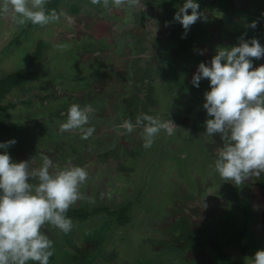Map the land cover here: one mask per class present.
<instances>
[{
  "label": "flooded vegetation",
  "instance_id": "flooded-vegetation-1",
  "mask_svg": "<svg viewBox=\"0 0 264 264\" xmlns=\"http://www.w3.org/2000/svg\"><path fill=\"white\" fill-rule=\"evenodd\" d=\"M183 3L184 0H141L140 6L135 10L129 11L125 7L124 22L130 26L128 32L131 37L125 39L124 43L118 41L113 31L114 36L111 38L98 37L95 34L98 26L103 25L104 21L114 15L115 7L105 8L101 3L99 6L103 14H97L100 12L96 10L95 13L88 12L79 15L78 7L74 6L76 18L73 27L75 32L72 38L67 32L66 38L69 39L67 41H74L73 47L76 41L75 49L78 52H74L73 48L65 52V57L68 59L70 55H81L84 61L81 68L76 67V62L66 63L67 74L77 78V81H70L77 84L75 87H70L63 92L58 85H52L50 97L56 102L53 105L51 117L53 122L57 119L64 122L71 104L76 103L81 106L91 104L95 111L89 126H94L95 132L86 140L81 139L78 130L70 132L75 133L74 136L79 138L72 146V161L59 158L61 156L59 151L57 155L43 151L39 153L47 154L54 159L53 169L73 165L85 167L89 173L87 182L80 188L84 187L81 192L84 199L77 201L67 212L73 221L72 231L64 234L59 231L61 237L58 238L53 235V226L45 225L42 229L52 240L56 239L54 242L57 241L55 245L59 243L60 251L67 253L65 260L69 261L68 264H82V262H89V264H138V262L154 264V260L149 259L147 254L157 258L162 254L161 248L164 245L159 238L150 236L151 234L147 233L145 227H142L145 221H136L141 225L142 230L146 231L144 240H140L143 237L135 233L136 230L131 227L133 222L130 223L135 218L137 206L142 205L145 209L150 206L153 210L152 204L146 206L143 204L144 200L140 199L146 193V187H148V192L151 190L152 193H156L161 189H166L165 182L176 185L180 174L187 175L190 178L188 187L196 188L197 185L204 184V190L201 193H204L203 201L204 199L207 201H205L206 204L202 202L199 206H193L196 213L200 214L201 209L199 208H214L229 215L228 212L232 209L222 210V207H225L229 201L232 203L231 206L235 207L237 201L229 197L234 189L246 186L244 180L239 185L223 186L215 190V185H213L215 181H220L222 184L232 183L222 180L213 168L217 149L222 147L224 142L219 134L208 136L204 133L206 131L205 120L208 118L206 109L203 108L204 93L210 90L209 80L204 78L200 81L199 87H195L192 84V78L199 63H210L218 47L223 46L227 22L232 24L233 28L240 30L237 26L240 25L239 23L232 18L228 19L230 14L239 13L242 17L237 18L242 20L244 25L251 26L256 21L259 26L248 29V32L252 31L256 34L260 31L263 36L264 29L260 27L264 26V21L250 19L253 16L250 12L253 8L252 3L240 8L241 4L237 3V0H198L200 5L198 11L202 13V18L192 24L185 34L183 26L174 20V14ZM261 10L264 11L263 7ZM188 12L190 14L191 9ZM117 29L120 28L117 27ZM62 33L65 34L63 31ZM253 35L250 39L254 38ZM101 38L104 45L97 46ZM256 39L260 38L256 37ZM80 42L82 44H79ZM260 43L263 46V43ZM253 58L251 59L254 68L264 64V60ZM47 94L50 95V93ZM143 113L158 116L161 119H171L177 126L174 134L169 136L161 131L151 148L145 149L142 146V127L138 126L131 133H126L119 127L123 120L130 119L135 122L136 117ZM38 132L43 133L44 130H34L31 134L34 136ZM53 136L45 135L49 139ZM147 151H150L151 156L148 157ZM155 153L156 156H154ZM24 156L25 159L15 153L13 157L11 155V158L15 162L31 161L34 155L28 157L25 154ZM35 156L39 155L36 153ZM169 160H172L171 165L167 164ZM38 167L40 165L37 162L33 160L30 162V168ZM173 169H176L175 173H172ZM189 170L193 171L194 178L191 177ZM37 182L33 180V183ZM158 184L163 186L155 188ZM121 185L127 186L125 188L127 194L131 190L130 185L135 187L137 185V191L129 193L133 194L129 197L124 196L125 201H119L118 195L114 193L110 196L113 201L111 204L109 192L117 191ZM172 188L175 189V187L168 186L167 190ZM215 192L223 195L219 201L211 199ZM208 195L210 197L207 199ZM224 195L228 196L229 200H226ZM101 197L104 199H100ZM188 198L191 196L189 195ZM99 200H108V203L97 205L96 201ZM158 202L155 201L154 204ZM177 202L178 204L180 202L178 198ZM81 207L87 208L88 212L79 211ZM152 210L145 212L142 209L140 215L148 217ZM173 218V220L177 219V215ZM216 220L217 218L212 222ZM220 220L228 222L226 219L221 218ZM225 230L223 229L224 233L227 231ZM213 231V228L207 227L202 234L211 236L206 239L208 247H205L206 253L204 254L191 253L192 249H199V244L203 243V236L198 239L195 236L189 243L180 245L173 243L183 247L186 251L184 255L181 253L178 256L180 261L178 264H212V261L213 264L217 262L221 264L222 259L216 257L214 260L212 253L215 250L213 242L218 241L214 235L221 234H213ZM118 232H120L119 236H117ZM123 233L125 235L121 236ZM182 234L181 230L174 233L179 236ZM66 238L68 241H63ZM62 241L64 244H60ZM136 243L138 246L134 248ZM147 245L150 249L146 248ZM127 249H132L137 253L136 261H129L128 257L129 260H124L128 256L124 252ZM79 253L82 255L81 258L76 259L79 263L74 262L73 257L76 258ZM143 256L147 260H142ZM159 259L162 260V264H167L166 260L161 257ZM52 262L56 264L55 255L52 256Z\"/></svg>",
  "mask_w": 264,
  "mask_h": 264
},
{
  "label": "clouds",
  "instance_id": "clouds-1",
  "mask_svg": "<svg viewBox=\"0 0 264 264\" xmlns=\"http://www.w3.org/2000/svg\"><path fill=\"white\" fill-rule=\"evenodd\" d=\"M103 7L135 10L141 0H91ZM48 0H0V15L11 13L18 24L47 26L60 19L61 13L47 9ZM198 0H184L174 14L185 34L202 18ZM191 9L189 14L188 10ZM256 22L251 24L255 28ZM157 30V29H156ZM264 57V46L256 38L241 40L238 45L218 47L210 63L201 62L193 75L192 84L199 87L207 78L210 90L204 93L208 118L204 132L219 134L223 146L217 149L214 171L224 181L241 184L250 175L264 173V64L253 67L251 58ZM95 109L91 104H71L67 118L59 131L78 130L81 139L94 132L89 126ZM142 127L145 149L151 148L163 131L174 134L177 126L171 119H161L148 113L125 119L119 125L126 133ZM15 138L0 142V264H49L54 255V241L42 230L51 225L63 233L73 229L69 209L84 199L80 188L88 180L85 167L69 165L53 169V160L41 153L42 163L30 168L28 160L12 161L7 149L16 144ZM37 180V183H33ZM252 264H264V249L255 252Z\"/></svg>",
  "mask_w": 264,
  "mask_h": 264
},
{
  "label": "rangeland",
  "instance_id": "rangeland-1",
  "mask_svg": "<svg viewBox=\"0 0 264 264\" xmlns=\"http://www.w3.org/2000/svg\"><path fill=\"white\" fill-rule=\"evenodd\" d=\"M100 4H93L91 0H60L57 10V13H61L60 19L43 27L32 25L31 23L23 25L18 24L11 13L0 15V77H4L13 71H16L17 69L28 67L34 69L36 73L34 79L22 84L19 87H16L5 98L1 100V104L7 106L2 121L10 127V131L5 137V142L13 138H15V140L17 141L16 144L11 145L7 149L10 157L11 155L13 157V154L15 153L19 154L24 159L25 154L28 155V157L34 155L32 157V160L41 165L42 160L39 154L41 151L49 152L50 154L54 155H57V151H59V154H61L59 158L65 161H72V146L76 144V141L79 138L77 139L76 136H74L75 133L70 132H76L77 130L64 133H61L59 131V124L62 122L58 119L57 121L55 120V122H53L51 117V111L54 107L53 105L56 102L54 98H47L48 100L42 103L41 101L36 100V98H32L31 96H34L37 92L43 94L50 93L51 95L53 84L58 85V87L63 89V92L67 89H70V87H75L77 85L75 82H70L71 80L77 81V78L71 77L70 74H67L68 67L66 63L76 62V67L80 66L81 68V65H83L82 62L84 60L83 56L81 55H70L68 59L67 57H65V52L71 51L73 50V48L74 52H78L75 49L77 46L76 41L75 46L73 47L74 41H67L69 39L66 38V33L68 32L69 37L72 38V35L75 32L73 25L76 18V12L74 11V8L76 6L79 9V15L88 12L95 13L96 10L100 12H97V14L101 15L103 14V10L101 9V6H99ZM124 11V8H116L114 15L107 19V21H104L103 25L98 26V30L95 34L98 37L105 36L109 38L115 35L118 41L124 43L125 39L131 37L130 33L128 32L130 26H128L127 22H124ZM237 15H239V13H237ZM253 20H260V18H254ZM256 25V27L259 26L258 23ZM230 26L234 27L232 24H229L227 22L226 28ZM237 26L238 28H240V30H243L240 34L241 36L244 34H248L246 30L253 29V27L244 25L243 23H240V25ZM117 27L120 29H117ZM260 29H264V26L260 27ZM62 31L65 32V34L62 33ZM112 31L114 35L112 34ZM249 34L251 36L254 33L252 31H249ZM254 35V38H261L263 36L260 31ZM40 41L43 42L41 57L31 65V58L36 51L38 43ZM89 43L92 44L91 42ZM79 44L82 43L80 42ZM101 45H104V41L102 38L97 42V46ZM17 99L24 101L30 100L31 104L29 106L23 104H17L14 107L8 106L10 105V103H14V101H16ZM34 130H44V132H38L33 136L31 133ZM46 134L54 136L53 138L49 139L45 137ZM3 151L4 149H0V152ZM36 153L39 155L38 157L35 156ZM147 153H149L148 157L151 156L150 151H147ZM154 156H156V153ZM52 160L54 161V159ZM167 164L171 165L172 160H169ZM166 169H168V167ZM175 172L176 169H173L172 173ZM189 173L191 174V177H193V171L189 170ZM260 178H264V173H262L260 176L255 175L254 177L253 175H250L244 181L246 182L244 184L246 185L244 188H236L233 190V193L231 194L229 199L231 198L234 201L236 200V206L232 207V203L229 201V203H226L225 207H222V210L224 208L232 209L230 212H228L230 215L229 216L228 214L220 211V209L214 208H199V210L201 209L200 214L196 213V211L194 210L195 207L193 206H199L202 204V202L206 204L205 201H207L206 199H204L203 201L204 193H201L204 190V184H202V186L201 184H199L196 188L188 187V181H190V178L187 175L184 176L180 174L176 185L169 184L168 182L164 183V187L166 188L165 190L161 189L156 193H152L151 190L148 192V187L145 188L146 193H144L140 197V199H142V201L144 200L143 204H145L146 206L152 204L153 210L150 206L146 207V209L148 210H146L142 205L137 206L135 209V218L130 222H133L131 224V227H134V229L136 230L135 233L137 232V234L143 237L140 238V240L145 239L144 237H146L145 233L147 231L149 235L151 234L150 236L159 238L162 245H164L163 248H161L162 254L158 255L157 258L152 257L151 254H147L149 259L151 258L154 260V264H162V260H160L159 257H161L163 260H166L167 264H178L180 262L178 260V256L181 253H183V255L186 253L185 249L183 247H179V245L189 243L190 240L188 239L191 237L194 238L195 236H197L196 238H198L203 236V244L205 247H208V245L206 244V239L211 236L210 234L202 235L207 227L213 228V234H221L214 236H216L218 238V241L221 242L220 249L223 252L229 253V257L231 259L239 260L241 258H244L246 264H252L251 259L254 258L255 252L259 249H264V186L261 185L262 187H258L257 181ZM124 180L126 181L128 179ZM215 182H213V185H215V190H219L223 186H233V183H229L228 181V183L225 182V184H222L220 181ZM122 185L117 189V191L109 192V202L111 204L113 203V201L112 199H110L112 198L110 196L114 193L118 195V198L120 199L119 201H125L124 196L129 197L133 195L129 193H132V191L134 190L137 191V185L136 187L130 185L129 187L131 188V190L127 194L125 192V188L127 186ZM183 185H185L186 188ZM162 186V184H158L155 186V188H159ZM168 186L175 187V189L172 188L168 191ZM83 188L80 189V192L83 191ZM91 195L93 196V194ZM189 195L191 196V198H188ZM209 197L210 195H208L206 198L208 199ZM211 197V199H213L214 201H219L220 197H223V195H219L218 192H215ZM177 198L180 201L179 204L177 202ZM225 198L227 200L228 196H226ZM100 199H104V197H101ZM155 201L159 202L157 204H154ZM96 202L97 205H99L100 203L106 204L108 203V200H99ZM142 209H144L145 212L151 210L152 212L148 215V217H145V215H140L142 213L140 212ZM80 210L83 213L88 212L87 208L81 207L79 208V211ZM174 215H177V219L175 220H173ZM216 218L217 220H220L222 218L226 219V221L228 222H231H217V220L212 222V220ZM136 221H145L142 227H145L146 231H143L141 225L137 224ZM223 229L227 230H225L226 233H224ZM179 230L182 231L184 239H182V237L179 235H174V233H178ZM59 231V229L53 227V235L57 236L58 238L61 237V233ZM62 234L64 233L62 232ZM119 235L120 232L117 233V236ZM122 235L124 236L125 233L121 234V236ZM49 238L52 239L51 237ZM63 241L67 242L68 238L64 239ZM63 241L60 242V244H64ZM55 242L54 255L56 258V264H68L69 261L65 260L67 253L62 252V250L60 251L59 243L55 245ZM118 243H120V241ZM173 243L179 245L176 246ZM201 243L199 244V246L201 245ZM137 246L138 243L134 245V248H136ZM146 248L150 249L149 245H147ZM189 250H191V247H189ZM124 252L128 254V256L125 257L126 259L124 258V260L130 259L129 261H136L135 259L137 253H135L134 250L127 249ZM120 253L119 256H121ZM212 253L214 260L216 259V257H220L223 260V253L218 252V250H214ZM60 258L62 261L60 260ZM142 260L145 261L147 260V258L143 256ZM151 262L152 261H150V263ZM138 264L144 263L138 262ZM217 264L220 263L217 262Z\"/></svg>",
  "mask_w": 264,
  "mask_h": 264
},
{
  "label": "trees",
  "instance_id": "trees-1",
  "mask_svg": "<svg viewBox=\"0 0 264 264\" xmlns=\"http://www.w3.org/2000/svg\"><path fill=\"white\" fill-rule=\"evenodd\" d=\"M59 3H60V0H48L46 7L49 10L55 9L57 11ZM41 46L43 47L42 42H40L38 48L36 49V51L34 52L32 58H31V61H30L31 65L39 57H41V54H42V47ZM35 74L36 73H35L34 69H32L31 67H28V68L17 69L16 71L11 72L4 77H0V142H5V137L10 131V127L8 125H6L5 123H3V121H2V118L5 114V110H6L7 106L2 105L1 100L3 98H5L16 87H19L22 84L34 79L36 76ZM50 96L51 95L37 92L34 96H31V97L36 98V100H39L42 103H44L47 100V98H49ZM17 104H23V105L29 106L31 104V102H30V100L24 101V100L17 99L16 101H14V103L12 102V104L10 103V105H8V106L14 107ZM257 185H258V187L264 186V178H260L257 181ZM220 222H222V221L220 220ZM181 237H184L183 234L181 235ZM196 239H198V238H196ZM188 240H193V238L191 237ZM213 243L215 245V250H218V252H221L224 254V258H223L224 261L222 260L221 261L222 263H224V264H246V261L244 260V258H241L239 260H233L229 257V253L223 252L220 249L221 242L214 240ZM203 245L204 244L202 243V246L201 247L199 246V249H196V250L192 249L191 253H201V254L206 253L205 246H203ZM76 256H77L76 258L73 257V259L75 260L74 262H77L76 259L81 258L82 255L79 253V255H76ZM77 263H79V262H77ZM211 263L213 264V261ZM49 264H53L52 257L50 258ZM82 264H89V262L88 263L82 262Z\"/></svg>",
  "mask_w": 264,
  "mask_h": 264
},
{
  "label": "bare ground",
  "instance_id": "bare-ground-1",
  "mask_svg": "<svg viewBox=\"0 0 264 264\" xmlns=\"http://www.w3.org/2000/svg\"><path fill=\"white\" fill-rule=\"evenodd\" d=\"M238 3H240L241 5L239 6L240 8L245 7L247 4H251L253 5V8H251V13L253 14L252 19L254 18H260V20L262 19L264 21V11L261 10L262 5H264V0H237ZM264 9V6H263ZM250 10V9H247ZM241 17L240 15H236V17H232L235 18L233 19L235 22L237 23H242V20L238 19L237 17ZM248 28V27H247ZM248 32V30H246ZM242 31L237 30L233 27H228L225 28V39H224V44L222 47H231V46H235L238 45L240 43L241 40H249L250 41V34L248 32V34H244V35H240ZM249 36V37H248ZM260 42L263 43L264 45V36H262L260 39H258ZM217 47V46H216ZM254 59V58H253ZM261 60H264V57L260 58Z\"/></svg>",
  "mask_w": 264,
  "mask_h": 264
},
{
  "label": "water",
  "instance_id": "water-1",
  "mask_svg": "<svg viewBox=\"0 0 264 264\" xmlns=\"http://www.w3.org/2000/svg\"><path fill=\"white\" fill-rule=\"evenodd\" d=\"M263 6H264V5H262V7H263ZM262 7H261V8H262ZM232 16H235V17H236V15H234V14H230V16H229L228 19L232 18ZM232 19H235V18H232ZM93 177L95 178V176H93ZM83 185H84V184H83ZM83 185H82V186H83ZM82 186H81V187H82Z\"/></svg>",
  "mask_w": 264,
  "mask_h": 264
}]
</instances>
